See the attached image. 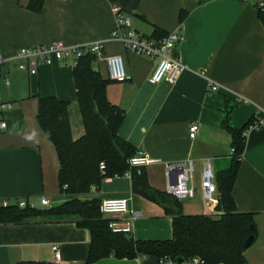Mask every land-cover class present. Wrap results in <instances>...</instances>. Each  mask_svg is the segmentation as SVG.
Here are the masks:
<instances>
[{
	"label": "crops",
	"instance_id": "0c3cea01",
	"mask_svg": "<svg viewBox=\"0 0 264 264\" xmlns=\"http://www.w3.org/2000/svg\"><path fill=\"white\" fill-rule=\"evenodd\" d=\"M30 1L0 0V103L11 105L2 113L7 129L0 133V200L55 206L60 163L37 119L39 97L70 102L72 136L78 139L85 132L74 64L42 65L31 75L18 68L17 53L51 44L102 43L107 56L120 55L125 61L127 81L111 82L107 96L125 112L120 137L154 161L145 167L150 186L166 192V164L192 162L195 193L182 200L183 213L216 214L217 202L203 194L202 175L208 161L217 175L232 158V138L222 127L226 111L231 109V124L240 129L264 110V27L257 10L238 0H46L37 13L29 10ZM117 11L130 18L132 29L149 38L159 39L182 27L183 39L174 53L182 71L174 84H150L153 59L127 50L113 38ZM95 68L108 79L104 60L97 59ZM210 83L219 90L212 92ZM193 123L198 125L194 139L189 135ZM42 198L49 200L48 206L41 204ZM79 198L126 199L134 239L173 237L172 218L163 206L134 194L129 175L107 178L100 189ZM233 198L239 212L254 214L259 235L264 229V127L246 134ZM134 214L139 216L133 219ZM90 242V231L72 222L0 225V264H85ZM248 250L245 258L253 264ZM94 264L159 262L156 257H110Z\"/></svg>",
	"mask_w": 264,
	"mask_h": 264
},
{
	"label": "trees",
	"instance_id": "16d2710c",
	"mask_svg": "<svg viewBox=\"0 0 264 264\" xmlns=\"http://www.w3.org/2000/svg\"><path fill=\"white\" fill-rule=\"evenodd\" d=\"M45 1L31 0L28 8L38 13ZM96 61L94 54H85L73 68L85 129L80 138L74 139L72 136L70 102L55 97H39L37 119L55 146L60 163V192L68 200L50 208L30 205L22 208L19 200H0V225L75 223L91 233L85 264H94L110 257L129 260L138 257H156L158 260L163 257H200L208 264H248L243 245L253 233L250 228L252 225L256 229L255 243L258 237L257 224L253 213L237 210L233 187L246 148L244 133L253 118L244 128H236L231 124V109H227L222 127L231 135L233 151L227 167L216 175L219 191L216 214L185 215L181 200L152 188L146 169L131 165V159L137 155L138 150L119 135L125 112L108 99L107 88L112 81L102 77L95 68ZM125 175L131 177L134 194L163 206L165 214L172 218V239L136 240L132 235L115 234L109 229V221L101 214L102 200L79 198L100 189L105 179Z\"/></svg>",
	"mask_w": 264,
	"mask_h": 264
},
{
	"label": "built area",
	"instance_id": "2783aa9c",
	"mask_svg": "<svg viewBox=\"0 0 264 264\" xmlns=\"http://www.w3.org/2000/svg\"><path fill=\"white\" fill-rule=\"evenodd\" d=\"M245 4L252 5L262 21L264 27V0H238ZM182 27L180 30L168 33L159 39L149 38L136 30L132 29L131 20L122 12L117 11V28L113 32V38L122 41L127 50L145 57H150L155 63V69L148 81L152 85L162 82L174 84L182 71V66L175 58L177 45L182 41ZM92 53L97 59L105 61L108 69V79L116 83H124L128 79V73L125 61L120 55L107 56L104 53L102 43L87 45L82 47H67L63 44H51L37 46L33 48H23L17 55L16 60L19 62L18 68L26 71L31 75L38 73L40 66L52 65L55 62L71 61L74 65L78 59L85 54ZM2 59H0V63ZM2 73L0 72V76ZM7 84L9 80L6 77ZM210 90L217 92L218 85L210 83ZM11 109L10 104L0 103V133L7 129V123L2 119V113ZM264 127V110H258L254 115L252 122L249 124L244 135L253 130ZM198 131V125L193 123L189 128L190 138L194 139ZM154 161L145 153L138 152L131 159V165L137 168H145ZM104 165H102V169ZM167 171V193L178 200L190 199L194 196L195 189L192 177L194 166L189 163H171L166 164ZM202 189L206 199L218 203V184L216 174L208 161L202 175ZM43 206L49 205V200L42 198ZM6 205V203H5ZM35 206L27 199H21L19 206ZM101 214L109 221V229L115 234L131 236L132 222L126 215L129 212L128 201L126 199H106L102 201L100 207ZM139 215L134 214L133 219ZM56 250V248H55ZM159 264H208L200 257H190L185 259H176L172 257H163L158 260Z\"/></svg>",
	"mask_w": 264,
	"mask_h": 264
},
{
	"label": "rangeland",
	"instance_id": "374dc122",
	"mask_svg": "<svg viewBox=\"0 0 264 264\" xmlns=\"http://www.w3.org/2000/svg\"><path fill=\"white\" fill-rule=\"evenodd\" d=\"M65 201L64 195L61 194L60 189L58 190L55 202L53 204L60 205ZM35 207L39 205L34 203ZM252 247V248H251ZM248 250L249 254L253 255V264H264V229L260 228L259 235L255 243Z\"/></svg>",
	"mask_w": 264,
	"mask_h": 264
},
{
	"label": "water",
	"instance_id": "95a60500",
	"mask_svg": "<svg viewBox=\"0 0 264 264\" xmlns=\"http://www.w3.org/2000/svg\"><path fill=\"white\" fill-rule=\"evenodd\" d=\"M250 228H251V230H252L253 233H252V235H250V236L248 237V239L245 241V243H244V245H243V247H244L245 249L250 248L251 245L254 243V240H255V233H256L255 226L252 225Z\"/></svg>",
	"mask_w": 264,
	"mask_h": 264
}]
</instances>
